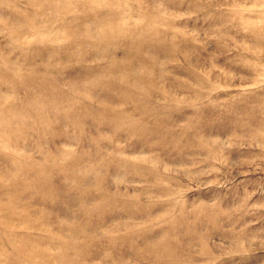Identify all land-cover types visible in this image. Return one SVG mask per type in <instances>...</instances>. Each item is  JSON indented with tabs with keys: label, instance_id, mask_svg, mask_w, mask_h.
Masks as SVG:
<instances>
[{
	"label": "rangeland",
	"instance_id": "rangeland-1",
	"mask_svg": "<svg viewBox=\"0 0 264 264\" xmlns=\"http://www.w3.org/2000/svg\"><path fill=\"white\" fill-rule=\"evenodd\" d=\"M0 264H264V0H0Z\"/></svg>",
	"mask_w": 264,
	"mask_h": 264
}]
</instances>
